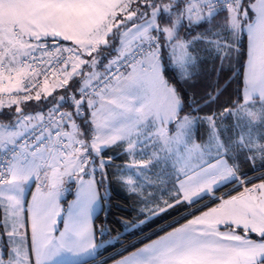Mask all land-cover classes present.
I'll use <instances>...</instances> for the list:
<instances>
[{
    "label": "snow or ice",
    "instance_id": "obj_1",
    "mask_svg": "<svg viewBox=\"0 0 264 264\" xmlns=\"http://www.w3.org/2000/svg\"><path fill=\"white\" fill-rule=\"evenodd\" d=\"M198 42L217 77L243 68L225 105L218 86L202 103L188 92ZM113 147L128 162L105 158ZM258 169L264 0H0V264L94 255L93 209L112 180L142 205L139 223L174 211L187 221L114 264H264V171L248 174Z\"/></svg>",
    "mask_w": 264,
    "mask_h": 264
},
{
    "label": "trees",
    "instance_id": "obj_2",
    "mask_svg": "<svg viewBox=\"0 0 264 264\" xmlns=\"http://www.w3.org/2000/svg\"><path fill=\"white\" fill-rule=\"evenodd\" d=\"M202 31H204L203 28H196L192 35ZM206 47L205 44L199 42L195 45V50L202 57L200 62V74L196 82L188 85L187 89L189 93L194 94V98L197 102L202 103V97H204L205 93L214 92L215 87L218 86L223 89V94L219 97L218 103L220 105H225L230 99L236 98L237 92L242 91L243 68L239 65H234V71L225 69L219 74V77H217V73L213 71V68L214 66H219V61H214L211 58L212 54L205 50ZM238 47L241 49L242 53L241 63L244 64L246 58V34L241 36ZM225 85L227 86L225 87ZM32 103L34 104V102ZM216 107V105H213L212 110H216ZM46 110V108L29 109V111ZM200 132L202 135L203 129H201ZM107 156H111L116 165H123L128 162L129 159L125 157L117 147L108 149L105 158H107ZM108 171L111 174L115 172L116 169L113 165H109ZM259 171H264V169L249 171L248 174L252 177H256ZM105 187L108 189L107 198L102 195V191ZM223 191H228V189H223ZM217 194L219 195L220 193ZM73 196V192L70 191L67 197L62 200L63 208L66 207L67 202L72 199ZM100 196L101 209L93 217V226L96 232L95 242L100 246L97 248L95 256L79 264H108L152 239L157 238L159 235L164 234V231H161L162 227L169 231L171 229L168 227L169 223H172L173 227H176L186 222L185 219L181 218L179 219V223H174V221L181 216V212L174 211L172 215H167L163 219L157 217L154 220H148L146 223H139L140 220L145 219L144 214L139 211L142 205L139 204L133 196L129 195L115 180H112L100 189ZM197 213L199 212H196V214ZM188 218L190 219L191 216ZM101 228L104 229L103 233L100 232Z\"/></svg>",
    "mask_w": 264,
    "mask_h": 264
},
{
    "label": "rangeland",
    "instance_id": "obj_3",
    "mask_svg": "<svg viewBox=\"0 0 264 264\" xmlns=\"http://www.w3.org/2000/svg\"><path fill=\"white\" fill-rule=\"evenodd\" d=\"M246 167H247V166H246ZM125 171H126V172H129V173L131 174V170L125 169ZM154 171H155V170H153V172H150V173H149L150 176H153V179H155V176H154V174H153ZM255 182H256V183H259L260 181H259V180H256ZM65 187H66V191L64 192V194H63L62 197H61L62 215H61V218L59 219L58 224H57V228H58L59 230H61V225L63 224V216H64V215L66 214V212H67L68 205H69L72 201H74L75 198H76V184H75V182H74V181H69L68 184H67ZM72 187H73V188H72ZM30 188H32V190L30 191V194H28ZM29 189H28V192L26 193V195H27V198L30 200V199H31V193L34 192V191L36 190V187H34V186L32 187V184H30V185H29ZM151 190H152V189H149V191H151ZM70 191L73 192L74 196H73L72 199H70V200L67 202L66 207L63 208L62 200H64V199L67 197V195H68V193H69ZM102 195H103L105 198H107V195H108V189H107V187H105V188L103 189V191H102ZM99 203H100V201H99ZM212 206H214V205H212ZM204 210H207V209H204ZM199 214H200V213H197V215H199ZM191 218H192V217H191ZM191 218H190V219H191ZM62 230H63V229H62ZM170 230H172V229H170ZM170 230H169V231H170ZM57 235H58V234H57Z\"/></svg>",
    "mask_w": 264,
    "mask_h": 264
},
{
    "label": "crops",
    "instance_id": "obj_4",
    "mask_svg": "<svg viewBox=\"0 0 264 264\" xmlns=\"http://www.w3.org/2000/svg\"><path fill=\"white\" fill-rule=\"evenodd\" d=\"M246 34V33H245ZM247 48H248V40H247V35H246V58H245V61H244V65H246V62H247ZM244 80V76H243V71H242V81ZM242 90H243V87H242ZM36 187L35 186V183H32V187ZM32 190V188H30L29 189V194H30V191ZM233 194H236V193H233ZM101 197V196H100ZM100 209H101V199H100V203L98 202L96 205H94V209H93V217L95 216V214L96 213H98L99 211H100ZM187 222V221H186ZM186 222H184V223H186ZM183 224V223H182ZM181 225V224H180ZM180 225H178V226H176V227H179ZM62 229H63V224L61 225V231H62ZM171 231V230H170ZM58 234V233H57ZM165 234V233H164ZM163 235V234H162ZM158 238V237H157ZM157 238H155V239H157ZM152 240H154V239H152ZM151 241H149V242H147V243H145V244H148V243H150ZM144 244V245H145ZM144 245H142V246H140V247H138V248H136L135 250H133V251H131V252H129V253H127V254H125V255H123V256H121V257H119V258H117V259H115V260H113V261H111L110 263H108V264H114V261H116V260H120V259H122L124 256H129L132 252H135V251H137L139 248H142ZM96 251H97V249H96ZM96 254V253H95ZM95 254L94 255H91V256H83V257H79V258H77V264H79V263H81V262H83V261H85V260H87V259H89V258H91V257H93V256H95ZM68 260H71L72 258L71 257H68L67 258Z\"/></svg>",
    "mask_w": 264,
    "mask_h": 264
}]
</instances>
